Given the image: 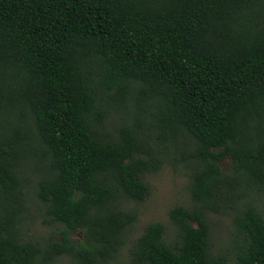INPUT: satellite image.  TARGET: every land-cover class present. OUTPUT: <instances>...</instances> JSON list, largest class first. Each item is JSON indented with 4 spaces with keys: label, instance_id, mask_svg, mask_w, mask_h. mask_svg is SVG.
Here are the masks:
<instances>
[{
    "label": "trees",
    "instance_id": "trees-1",
    "mask_svg": "<svg viewBox=\"0 0 264 264\" xmlns=\"http://www.w3.org/2000/svg\"><path fill=\"white\" fill-rule=\"evenodd\" d=\"M167 162L191 206L128 264H227L228 209L233 264H264V0H0V264H110ZM27 170L55 238L24 235Z\"/></svg>",
    "mask_w": 264,
    "mask_h": 264
},
{
    "label": "rangeland",
    "instance_id": "rangeland-1",
    "mask_svg": "<svg viewBox=\"0 0 264 264\" xmlns=\"http://www.w3.org/2000/svg\"><path fill=\"white\" fill-rule=\"evenodd\" d=\"M219 163L224 171H227L230 167L228 158L221 159ZM36 178L37 173L34 170L26 171L27 210L23 230L26 237L42 241L48 237H56L58 224L44 222V216L40 211V204L36 197ZM143 179L147 185L144 199L140 202L128 201L124 205L125 209H135L137 218L134 223L127 227L125 243L110 264H128V249L146 224L160 222L164 225L167 233L170 234L173 226L168 217V210L178 205L191 206L187 168L174 169L167 162L158 171L146 173ZM258 203L264 205V198L258 199ZM233 217L234 211L230 209L208 214L210 250L213 254L226 252L228 255L227 264H233L230 257L234 238ZM80 235V230L73 234L74 237ZM47 264H72V262L68 256L62 255Z\"/></svg>",
    "mask_w": 264,
    "mask_h": 264
}]
</instances>
